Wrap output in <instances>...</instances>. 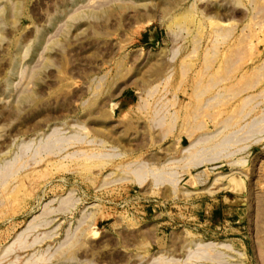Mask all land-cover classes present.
<instances>
[{
    "label": "rangeland",
    "instance_id": "rangeland-1",
    "mask_svg": "<svg viewBox=\"0 0 264 264\" xmlns=\"http://www.w3.org/2000/svg\"><path fill=\"white\" fill-rule=\"evenodd\" d=\"M0 264H264V0H0Z\"/></svg>",
    "mask_w": 264,
    "mask_h": 264
}]
</instances>
